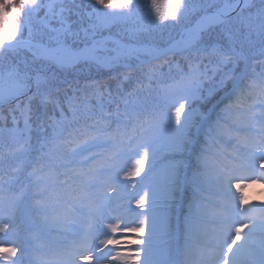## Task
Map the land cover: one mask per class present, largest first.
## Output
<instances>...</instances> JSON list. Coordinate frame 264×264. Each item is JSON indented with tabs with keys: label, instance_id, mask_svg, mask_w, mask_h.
Segmentation results:
<instances>
[{
	"label": "snow or ice",
	"instance_id": "obj_1",
	"mask_svg": "<svg viewBox=\"0 0 264 264\" xmlns=\"http://www.w3.org/2000/svg\"><path fill=\"white\" fill-rule=\"evenodd\" d=\"M144 9L0 0V264H160L164 237L181 264H264V201L245 196L264 184V0ZM165 30L178 38L159 47ZM218 94L194 124V105Z\"/></svg>",
	"mask_w": 264,
	"mask_h": 264
},
{
	"label": "trees",
	"instance_id": "obj_2",
	"mask_svg": "<svg viewBox=\"0 0 264 264\" xmlns=\"http://www.w3.org/2000/svg\"><path fill=\"white\" fill-rule=\"evenodd\" d=\"M146 1L152 2V0H140V3L143 4V5H145V9H144L145 11H147V7H148ZM85 2H87V0H85ZM160 2L163 3L164 0H160ZM34 24L37 27L39 26L37 22H34ZM172 38H178V33L175 30H165V32L161 36H158L155 39L154 43L157 46H159V47H165L167 45V42L170 39H172ZM4 63H5L4 60H0V67H2L4 65ZM182 63H183V59H182V57H180L178 55L177 56H170V57H168V62L167 63H164L162 65L161 69H160L163 73L167 74L164 77L165 81H167L170 78H173V77H176L177 76V73L179 71V66L182 65ZM170 65H171V68H170ZM255 68L257 70H259L260 65L258 63H256L255 64ZM144 70H147V69L145 68ZM91 75L93 77L96 76L95 73H92ZM132 75L133 76H136L137 75V72L134 71L132 73ZM68 79L70 81H72V86L73 87L86 88L85 78L84 77H81L79 80H73V78L71 76H69ZM108 84L114 85L115 84V81L114 80L113 81H108ZM126 86H127V82H126ZM153 87L154 88H159V87H163V85L162 84L161 85L154 84ZM69 91H71V88H69ZM182 94H183V87L182 86L181 87H177V88L171 90V95H172L173 101L175 99H178ZM89 95H90V93H89ZM219 95L220 94H218L216 96H213V97H210L209 99H207L205 101H202V102L197 103V104L194 105V108L196 109V111H194V113H193V117H192L193 122L195 121V119L198 120L197 115H195V114H198V113H195V112H199L200 113V109H204L205 108L204 107V104L205 103H212V102L214 103L217 100V98H218ZM90 99H91V102L93 104L96 103L95 98H93V97L90 96ZM235 115L236 116H239L240 115V110H235ZM23 208H25V210H26L25 217L28 218V217L32 216V212H31V208L30 207H22L21 210Z\"/></svg>",
	"mask_w": 264,
	"mask_h": 264
},
{
	"label": "rangeland",
	"instance_id": "obj_3",
	"mask_svg": "<svg viewBox=\"0 0 264 264\" xmlns=\"http://www.w3.org/2000/svg\"><path fill=\"white\" fill-rule=\"evenodd\" d=\"M146 3H147L148 6L151 5V2L146 1ZM199 115H202V114H199ZM255 185L259 187V185H261V184H253V186H255ZM248 188L245 189V196L249 197V199H250V203L249 204H252V203L259 204L261 201H264V196L257 195L255 190L254 191L253 190L247 191ZM248 202H249V200H248ZM164 245H165V248L168 250V245L167 244H164Z\"/></svg>",
	"mask_w": 264,
	"mask_h": 264
}]
</instances>
